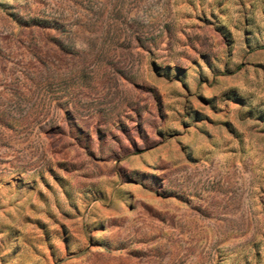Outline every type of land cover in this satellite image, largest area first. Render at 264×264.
<instances>
[{
  "label": "rangeland",
  "instance_id": "rangeland-1",
  "mask_svg": "<svg viewBox=\"0 0 264 264\" xmlns=\"http://www.w3.org/2000/svg\"><path fill=\"white\" fill-rule=\"evenodd\" d=\"M0 264H264V0H0Z\"/></svg>",
  "mask_w": 264,
  "mask_h": 264
}]
</instances>
